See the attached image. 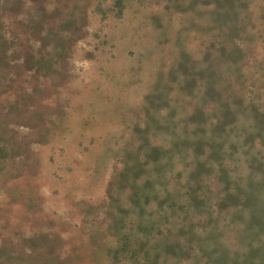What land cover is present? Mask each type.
Returning a JSON list of instances; mask_svg holds the SVG:
<instances>
[{
	"label": "rangeland",
	"instance_id": "rangeland-1",
	"mask_svg": "<svg viewBox=\"0 0 264 264\" xmlns=\"http://www.w3.org/2000/svg\"><path fill=\"white\" fill-rule=\"evenodd\" d=\"M122 4L0 0V264H264V0Z\"/></svg>",
	"mask_w": 264,
	"mask_h": 264
},
{
	"label": "trees",
	"instance_id": "trees-1",
	"mask_svg": "<svg viewBox=\"0 0 264 264\" xmlns=\"http://www.w3.org/2000/svg\"><path fill=\"white\" fill-rule=\"evenodd\" d=\"M114 6L118 10V13H120V11L123 9L122 0H114ZM8 32H9V29L7 27V23L5 21H0V40H1L0 42L2 46L1 54L3 55H7L9 52V49L5 47L3 42L6 41L7 38H10V39L14 38L11 35V33L7 35Z\"/></svg>",
	"mask_w": 264,
	"mask_h": 264
}]
</instances>
